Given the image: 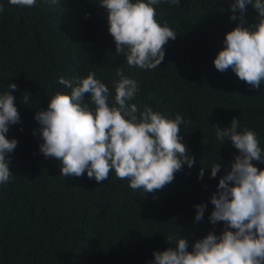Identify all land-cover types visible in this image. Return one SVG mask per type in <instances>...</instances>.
Masks as SVG:
<instances>
[{
  "label": "trees",
  "instance_id": "16d2710c",
  "mask_svg": "<svg viewBox=\"0 0 264 264\" xmlns=\"http://www.w3.org/2000/svg\"><path fill=\"white\" fill-rule=\"evenodd\" d=\"M0 3V91L8 90L10 82L18 85L13 94L21 115L7 133L18 144L8 154L13 178L0 186V264H148L154 251L174 246L167 237L174 242L180 235L192 243L210 230L219 234L224 223H210V197L239 150L230 140L216 138L215 125L226 127L238 117L242 127L257 133L264 149V83L254 89L231 68L220 72L213 62L225 34L239 22L230 19L231 0L175 5L162 0L156 17L177 36L164 45V60L151 70L130 67L116 53L107 11L98 0H58L55 5L41 0L32 8ZM247 7V21L254 23L257 10ZM118 70L138 82L140 90L130 103L169 118L180 113L186 121L179 135L196 163L185 164L155 193L133 190L114 172L99 184L86 172L63 177L61 162L39 149L34 116L57 90L68 91L59 77L95 72L113 102ZM213 162L221 164L215 178L210 175ZM201 168L203 179L198 178ZM200 203L207 207L196 221Z\"/></svg>",
  "mask_w": 264,
  "mask_h": 264
},
{
  "label": "clouds",
  "instance_id": "9594fccd",
  "mask_svg": "<svg viewBox=\"0 0 264 264\" xmlns=\"http://www.w3.org/2000/svg\"><path fill=\"white\" fill-rule=\"evenodd\" d=\"M41 0H8L20 8H32ZM55 5L58 0H44ZM162 0H98L107 11L108 31L114 38L115 51L125 57L130 67L151 70L165 58L164 45L175 40L177 32L167 22L158 21L156 6ZM179 4L181 0H164ZM248 5L257 10L254 23H248ZM230 19L239 21L225 34L223 47L214 57L220 72L229 68L252 88L264 83V0H231ZM4 11L0 3V13ZM113 82L114 101L109 87L95 72L70 79L63 75L58 83L68 91L57 90L49 97L46 108L35 113L42 142L40 152L61 162V176L80 177L100 182L110 173L127 179L133 190L155 193L172 182L175 173L187 164L191 168L195 158L189 153L179 135L186 122L180 113L174 118L145 105L139 109L130 103L139 92L137 80L122 70ZM8 84L0 91V186L11 181L9 153L17 147L16 138L9 139L11 125L20 123L21 115L15 104L13 90ZM85 93L90 94L88 101ZM28 96L23 97L25 103ZM216 138L230 140L239 150L230 170L218 182L217 191L210 197L214 205L209 215L212 225L223 222L217 234L210 230L190 243L186 237H167L174 245L156 250L148 264H264V149L257 133L242 127L234 117L226 127L215 125ZM211 178L220 172L219 162L211 163ZM204 168L199 179H203ZM206 203L195 205V220L204 217Z\"/></svg>",
  "mask_w": 264,
  "mask_h": 264
}]
</instances>
